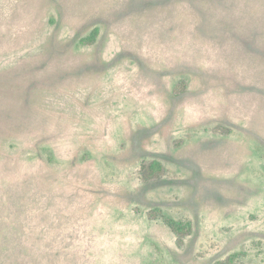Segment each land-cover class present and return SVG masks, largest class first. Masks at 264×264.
Returning a JSON list of instances; mask_svg holds the SVG:
<instances>
[{"label": "rangeland", "instance_id": "rangeland-1", "mask_svg": "<svg viewBox=\"0 0 264 264\" xmlns=\"http://www.w3.org/2000/svg\"><path fill=\"white\" fill-rule=\"evenodd\" d=\"M228 263L264 264V0H0V264Z\"/></svg>", "mask_w": 264, "mask_h": 264}, {"label": "trees", "instance_id": "trees-1", "mask_svg": "<svg viewBox=\"0 0 264 264\" xmlns=\"http://www.w3.org/2000/svg\"><path fill=\"white\" fill-rule=\"evenodd\" d=\"M98 34L99 29L95 28L87 38L82 39V42L90 43L97 38ZM183 92L184 91H179L178 88L175 90L176 95H181ZM164 170L165 168L160 161L151 160L146 163L142 172V177L145 181L150 182L153 179L161 178ZM163 219L165 223L175 232V234L179 236V239H183L184 236L190 234L193 230V224L191 221L178 220L167 215H163ZM230 260L233 261V258Z\"/></svg>", "mask_w": 264, "mask_h": 264}]
</instances>
